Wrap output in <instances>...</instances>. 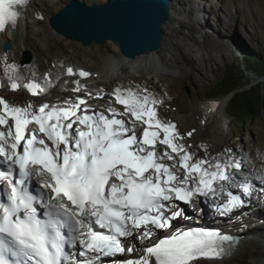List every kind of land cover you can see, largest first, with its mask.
Listing matches in <instances>:
<instances>
[{"label":"snow or ice","instance_id":"obj_1","mask_svg":"<svg viewBox=\"0 0 264 264\" xmlns=\"http://www.w3.org/2000/svg\"><path fill=\"white\" fill-rule=\"evenodd\" d=\"M29 3L0 0V31L16 26ZM3 72L7 84L0 80V88L24 89L33 97L46 96L61 80V73L51 69L42 74V82L35 72L25 77L6 56ZM65 72L91 75L72 66ZM73 83L68 91L83 96L24 104L0 96V165H6L0 169V264H105V258H117L114 264H192L222 258L225 243L230 250L237 237L178 227L173 221L192 219L177 202L190 206L196 197L215 199L226 191V202H217L215 211L226 216L242 208L253 184L229 171L239 170L241 163L211 157L206 147V156L196 159L175 123L159 117L164 101L147 88L117 87L111 95L123 111L110 101L98 111L89 100L102 99L103 90L94 97L79 80ZM158 144L164 146L162 152ZM33 177L48 191L34 195ZM257 179L264 184V176ZM40 207L46 209V219L40 218ZM156 230L171 231L154 239ZM129 238L149 241L139 258L123 257Z\"/></svg>","mask_w":264,"mask_h":264},{"label":"rangeland","instance_id":"obj_2","mask_svg":"<svg viewBox=\"0 0 264 264\" xmlns=\"http://www.w3.org/2000/svg\"><path fill=\"white\" fill-rule=\"evenodd\" d=\"M104 1L105 0H95L93 2ZM184 1L188 2V0H183V2ZM190 1H195L197 4H200V8L202 6V8H204V6L207 7L208 1H211L208 5V10L206 11L203 9L205 11L204 13H207L211 20V26L199 23L198 21L195 22L194 20H196V18L193 20L184 17V15H180L179 17L175 16V20L171 18V25L176 26L183 32H180L177 38L175 37L183 48L169 50L166 45L163 44L165 37L170 41L171 32L169 30L168 34H164V38H162L163 41L158 49L162 48L161 52L167 57V60H169L167 62L170 63L171 67L173 66L174 69H177V73L168 71V73L162 72L157 74L151 73L148 70L137 71L128 69L127 71L119 72L114 77H110L103 68V58L114 53V49L110 46L102 44L97 45L93 50H89L88 47L75 42L69 49L72 51L76 49L78 55L83 59V62L90 63L94 71L97 70L96 73L84 79L87 90L91 91L94 97L100 90H103V93L106 94L102 99L89 100V103L98 111H103L108 107L109 101L111 107L123 111V106L117 103L114 96L111 95L113 90L117 87H120L122 90L127 88L135 90L136 86L147 88L158 99L163 100V98L166 97L164 98L165 100H163L164 103L158 106V115L164 121L173 122L175 125L178 123L176 127L180 130L181 135L184 136L183 143L186 147L191 145L189 151L195 153L196 159L206 156L204 151L206 147L207 155L211 157H218L221 160L241 163L242 167L239 170L230 168L229 171H235L237 180H242L244 176H247L251 182H253V192L256 194L252 199L251 209L245 210L235 215L233 218L237 217L238 220L245 223L244 218L251 215L252 218L255 217L254 219L256 222L254 223L259 225L256 215L264 217V184H261L260 180L257 179V177L264 176V110L260 117L252 121H244L243 123L237 124L234 120L227 118L225 109L221 111L218 109H209L208 104L210 102L213 101L219 105L223 99H227L228 101L229 96L222 99H215L209 97L207 94L228 68L235 69L239 75H243V81L249 83L244 87H248L250 84H255L259 81H264V77L257 76L252 69L249 70L247 68L249 64L246 61V56L249 55L253 57L261 55V50H264V0ZM191 17L193 18V16ZM215 19H217V23L220 24V30H218ZM206 36L207 39L204 40ZM211 39L217 40L218 44L222 45L223 49L219 50L216 47L201 48V44L204 45L206 43L204 41ZM194 40L197 41V43ZM55 42L56 40L53 38L51 43L56 46L53 50L55 53L53 55H46L42 59L40 67L43 70L46 69L44 73L49 69H51L53 73L60 64L65 66L72 60L67 50L64 51L62 47ZM205 45H207V43ZM11 47L5 51L1 46V51L7 52ZM27 51L31 52L32 59L35 58V52L25 49L22 52L19 63H15L19 67L20 73L23 72L20 68L22 64H25L22 63V59L24 53ZM209 51L215 56L216 61H214V59H212L213 61H203L200 59L202 52L208 54ZM175 55L180 57L179 62L173 60ZM187 62L189 64H187ZM251 63L252 62H250V64ZM198 64L201 66L199 69L196 67ZM54 65H56V67H53ZM194 66L197 70L191 77L186 76L188 73L187 71ZM0 69L3 72V63L1 61ZM36 70H38V66H34L32 70L25 69V75L30 76ZM53 90L51 89L46 96L41 97L43 101L56 102L57 97L63 100V98L69 95L63 93V91L59 89ZM28 94L29 93H21L18 95L14 92L9 93L0 90V96L9 99L10 103L12 102L11 98H14L17 103L24 104L31 99L29 97L30 94ZM77 94L80 96L84 95V93ZM141 127L142 126H138L137 128L141 129ZM193 129L195 130L194 132ZM189 132L193 133L191 138L187 136ZM159 145L160 144L157 146L159 149H157V151L162 152L164 146ZM165 162L171 163V161ZM256 182L262 186L259 187ZM201 216L195 215V217H192V220H202ZM227 220L218 221L217 223L212 222V225H214L212 227L217 228ZM245 224L247 226V223ZM260 226L261 228H256V230L264 229L262 228L264 225ZM234 231H238V236L241 235L243 238L250 233L248 230L242 231L241 229ZM258 233L262 235L263 232L259 231ZM249 236H251V239L258 238L253 235ZM248 239H250V237ZM243 244L242 246L247 248L250 247L249 244L251 243ZM232 248L234 247L231 246V249ZM236 248L237 247H235V249ZM209 264L231 263L228 261H215L211 259ZM240 264L257 263H255V258L252 256H246L244 261L240 262Z\"/></svg>","mask_w":264,"mask_h":264},{"label":"bare ground","instance_id":"obj_3","mask_svg":"<svg viewBox=\"0 0 264 264\" xmlns=\"http://www.w3.org/2000/svg\"><path fill=\"white\" fill-rule=\"evenodd\" d=\"M68 1L69 0H30L28 7L26 9H22L23 15L19 19L18 24L16 26L8 25L6 30L0 31V61L3 63L4 57L6 56L9 63L18 64L20 59H21L22 52L25 49L26 50L27 49L32 50V52H35V58L32 59V61L28 64H22L20 69L23 72H21V74L25 77H31L32 74L30 76H26L25 75L26 73L24 70L25 69L32 70V68L34 66H38V70L35 71V74H36L38 81L42 82V80L40 78L42 77V74H44V71L46 69L44 68L45 70H43L40 67V65L42 64L41 62H42V59L44 56H46V55L48 56L50 54L53 55L55 53L53 50L56 46L53 43H51V41L54 38L56 40L55 43L59 44V46H61L64 51L67 50V52L71 55V59H72L70 61L71 63L68 62L64 66V68L58 67L53 72V74H55L57 71H59L61 73V80L57 84L56 88H54V89L62 90L63 93H67V94H69L68 96H72V95H79L77 93H72L71 91H68V89H71L75 86L73 82L75 80H79L80 83L85 86V79L86 78L85 79L81 78L78 75H75V76L67 75L65 72L66 67L72 66L74 68V70L82 69L84 71L91 73V75L96 73L97 70L94 71V69L92 68V65L90 63H84L85 61L83 62V59H81V56L78 55L76 49H74L73 51L69 49L73 46V44H75V41L66 39V38L62 37L61 35H58L50 27V25L48 23L49 17L52 14H54L55 12H57ZM87 1L93 2L95 0H87ZM200 1H202V0H200ZM168 2H169V8L171 10V18L172 19L175 20V16L179 17L180 15H184V17H188L189 19L194 20V18H196V20H194L195 22L198 21L199 23H202V24L204 23L205 25L207 24V25L211 26V20H210L209 16L207 15V13H204L205 11L203 10V9H205L206 11L208 10V5L210 4L211 1H208L209 3L207 4V7L204 6V8H202L203 6L200 8V6H201L200 4H197V2H195V1L193 2L190 0H188V2H185V1L183 2V0H180V1L179 0H168ZM208 12H210V11H208ZM177 14H179V15H177ZM39 16H42L43 19H39L38 18ZM191 16H193V18ZM209 21H210V23H209ZM215 22H216V25L218 27V30H220L219 29L220 24L217 23V19H215ZM214 26H215V23H214ZM163 27H164L165 34H168L169 30L171 32L170 41H168L167 38L165 37L163 44L166 45V47L169 50H177V49L183 48L181 46V44L179 43V41L176 40L179 33L180 32L183 33V32L181 30H179V28H177L176 26H172L170 22L166 23ZM14 30H15V32H14ZM206 39H207V36L204 38V40H206ZM5 41H10L12 47L9 51L2 52L1 46L3 45V42H5ZM195 42L197 43V41H195ZM204 42H206L207 45H205L206 43L204 45L201 44V48L216 47L219 50L223 49L222 45L218 44L217 40L211 39V40L204 41ZM97 45L98 44L94 43V44L88 46V49L93 50L94 47H96ZM106 45H108L112 49H114V53L109 54L103 58V61H104V64H103L104 67L103 68L110 77H114L119 72L121 73L123 71H127L128 69H134L137 71H147L148 70L151 73H157V74L162 73V72L168 73V71H171L173 73H177V69H174L173 66L171 67L170 63L167 62L169 60H167V57L165 55H163V53L161 52L162 48L158 49L156 51L146 52L140 56H137V57L131 59V58H127L121 54L119 47L116 43H114L112 41H108L106 43ZM179 58L180 57L175 55L173 60L176 62H179ZM200 59H202L203 61H207V60L213 61L212 59H214V61H216L215 56L210 51L208 52V54H204L202 52ZM194 62H195V58H194ZM184 63H185V61H184ZM187 64H189V63L187 62ZM196 64H197V61H196ZM196 67L198 69H199V67L201 68V66L199 64L196 65ZM197 68H195V66L191 67L187 71L188 73L186 76L191 77L193 75V73L197 70ZM0 80H3L5 85L7 84V79L3 75V72L1 69H0ZM64 81H67L68 83L64 84ZM61 85H63V88H61ZM0 90L3 92H9V93L12 92L8 87L0 88ZM53 91H55V90H53ZM14 93L19 95L21 93L23 94V93H28V92L24 89H21L20 91L14 92ZM29 97L31 98L29 101H35V102L43 101V98H41L40 96L33 97L30 95ZM164 98H166V97H164ZM164 98H163V100H165ZM166 100H168V99H166ZM46 102H48V101H46ZM226 104H227V99H223L219 103V105H217L216 102H213V101L210 102L208 105H209V109H213V105H216V107L214 109H218L219 111H221V110L225 109ZM170 119H171V117H170ZM172 120H174V119H172ZM177 125H178V123L176 124V126ZM178 131L180 132L179 129H178ZM256 184L259 187L262 186V185L258 184L257 182H256ZM205 214L206 213L204 211V217L206 216ZM241 217L244 218L243 216H241ZM250 217H251V215L249 217L247 216L244 218L245 223H247V226L245 223H243L241 220H238L236 217L233 219H228L226 222L224 221V223L219 225L217 228L212 227L214 225H212L211 219L208 216H206L204 218V221L192 220V219L186 220L182 217V218H179L180 222H181V220H183V219L184 220L181 223L179 222L180 223L179 227L203 228L204 229L205 227L211 226V228L219 230L222 234H228V235L229 234L230 235H235V234L238 235V233H237L238 231H234V230H240V229L242 231L248 230L251 233V234L249 233V235H253V236H256L258 238H252L251 239V236L245 235V237L246 236L248 238L250 237V239H248L247 237L243 238L241 235H239L240 239H239L237 245L232 244L231 246H233L234 248L231 249V247H230V250H229V245L227 243H225L226 254L222 258L214 259V260L215 261L221 260L224 262L228 261L231 264H240V262L244 261L246 256H249V257L252 256L253 258H255V263L264 264V234H263L264 229L256 230V228H259V229L261 228L260 225H264V217L260 216V215H256L257 222L259 223V225L257 223H254V222H256L254 219L255 217H253V218L252 217L250 218ZM254 225H256V226H254ZM242 227H244V228H242ZM262 228H264V226H262ZM259 231L263 232L262 235H259V233H258ZM242 238H243V240H242ZM243 243H247V244L251 243V244H249L250 247L246 248V247L242 246V245H244ZM257 243H260V244H257ZM235 247H237V248L235 249ZM140 255L141 254H139V252H138L137 257H139ZM210 260L211 259L200 258L198 260H194L192 262V264H209Z\"/></svg>","mask_w":264,"mask_h":264},{"label":"water","instance_id":"obj_4","mask_svg":"<svg viewBox=\"0 0 264 264\" xmlns=\"http://www.w3.org/2000/svg\"><path fill=\"white\" fill-rule=\"evenodd\" d=\"M168 22V0H69L48 19L50 27L66 39L86 47L112 41L131 59L158 50L165 34L163 26ZM2 47L8 50L10 41L3 42ZM31 61V52H25L22 63ZM233 237L240 239L237 234Z\"/></svg>","mask_w":264,"mask_h":264},{"label":"trees","instance_id":"obj_5","mask_svg":"<svg viewBox=\"0 0 264 264\" xmlns=\"http://www.w3.org/2000/svg\"><path fill=\"white\" fill-rule=\"evenodd\" d=\"M261 53L263 56L262 54L246 56V61L249 64L247 65L249 70L252 69L257 76L264 77V50H261ZM243 78L237 70L228 68L207 94L215 99L229 96L225 112L227 118L234 120L237 124L260 117L264 110V81L244 87L249 83L243 81Z\"/></svg>","mask_w":264,"mask_h":264}]
</instances>
